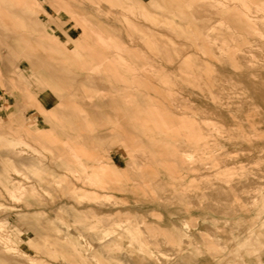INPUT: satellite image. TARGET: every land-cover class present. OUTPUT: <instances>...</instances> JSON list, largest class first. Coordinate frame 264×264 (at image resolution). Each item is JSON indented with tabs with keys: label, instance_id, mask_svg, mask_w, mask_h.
<instances>
[{
	"label": "rangeland",
	"instance_id": "rangeland-1",
	"mask_svg": "<svg viewBox=\"0 0 264 264\" xmlns=\"http://www.w3.org/2000/svg\"><path fill=\"white\" fill-rule=\"evenodd\" d=\"M18 262L264 264V0H0Z\"/></svg>",
	"mask_w": 264,
	"mask_h": 264
},
{
	"label": "bare ground",
	"instance_id": "bare-ground-1",
	"mask_svg": "<svg viewBox=\"0 0 264 264\" xmlns=\"http://www.w3.org/2000/svg\"><path fill=\"white\" fill-rule=\"evenodd\" d=\"M29 2H30V0H29ZM16 9V8H15ZM14 10V9H13ZM22 12H25V8H24V10L22 11ZM26 12H27V10H26ZM32 12V11H31ZM32 13H34V12H32ZM29 14V13H28ZM30 17V16H29ZM25 18H27V17H25ZM45 23H43V25H44ZM6 25V24H5ZM40 25V24H39ZM42 24L40 25V26H43ZM36 26V25H35ZM34 26V27H35ZM45 27V26H44ZM43 27V28H44ZM39 28H41V27H39ZM38 28V29H39ZM76 28V27H75ZM90 28V27H89ZM2 29V28H1ZM35 29H36V27H35ZM42 29V28H41ZM3 30V29H2ZM89 30V29H88ZM5 31H7V30H5ZM38 32H39V30H37ZM41 31H43V29L41 30ZM68 31V30H67ZM90 31V30H89ZM40 33H42V32H40ZM83 34H84V32H83ZM65 35V34H64ZM50 36V35H49ZM6 37V36H5ZM39 37H41V36H39ZM43 37V36H42ZM36 39V36H35V38H34V40ZM77 39V38H76ZM2 42V41H1ZM103 42V41H102ZM36 43V42H35ZM24 50V49H23ZM28 55V54H27ZM57 59V58H56ZM29 65L30 66H33L34 65V63L32 62V61H29ZM66 71V70H65ZM85 76V75H84ZM89 77H90V75H88ZM92 76V75H91ZM76 77V76H75ZM89 77H87V78H89ZM87 80V79H86ZM88 81H90V79H88ZM94 82V81H93ZM88 84H89V82H88ZM90 84H92V82L90 81ZM89 84V85H90ZM96 85V84H95ZM58 108V107H57ZM29 162H31V161H29ZM28 162V163H29ZM101 168H102V173H103V170H105V172H106V169L104 168V166H101ZM151 231V230H150ZM104 245V244H103ZM102 245V246H103ZM100 248H102L101 246H99ZM98 247V248H99ZM8 250V249H7ZM81 252V251H80ZM2 253V252H1ZM78 254V253H77ZM2 258V257H1ZM20 262H18V264H19ZM13 264V263H12ZM16 264V263H15Z\"/></svg>",
	"mask_w": 264,
	"mask_h": 264
}]
</instances>
